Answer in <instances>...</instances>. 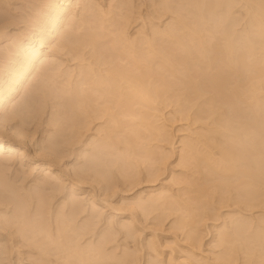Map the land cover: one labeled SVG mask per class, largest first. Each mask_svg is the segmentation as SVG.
Here are the masks:
<instances>
[{
  "label": "rangeland",
  "instance_id": "374dc122",
  "mask_svg": "<svg viewBox=\"0 0 264 264\" xmlns=\"http://www.w3.org/2000/svg\"><path fill=\"white\" fill-rule=\"evenodd\" d=\"M78 1L74 18L61 21L49 38V8L61 0H0V87L23 66L27 44H36L40 32L49 38L41 64L0 109L1 119L15 112L5 124H22L28 153L21 161L0 153V179L10 190L0 193V264H264V41L255 37L251 12L264 0H225L228 8L212 0L205 7L198 0ZM195 3L200 21L192 13ZM176 18L196 29L210 56L213 45L223 50L222 28L236 54L246 52L243 34L261 40L249 62L262 73L251 67L215 87L210 78L218 68L210 69L190 41L194 59L173 71L154 58L132 65L121 55L117 39L133 40L143 52L151 31ZM155 41L170 57L166 42ZM16 44L23 46L20 55ZM107 69L141 81L153 99L128 90L131 97L121 96L122 89L92 91ZM189 81L199 86L198 96L184 84ZM82 95L88 100L83 114ZM225 152L239 159L230 162Z\"/></svg>",
  "mask_w": 264,
  "mask_h": 264
},
{
  "label": "bare ground",
  "instance_id": "6f19581e",
  "mask_svg": "<svg viewBox=\"0 0 264 264\" xmlns=\"http://www.w3.org/2000/svg\"><path fill=\"white\" fill-rule=\"evenodd\" d=\"M74 1H76V0H61V3L60 4H53L49 9H50V11H49V18H50V20H49V24H50V26H49V29H51V31H50V33H48L49 34V38H50V36H52V35H54L57 31H58V25H59V23H61V21L63 22V20H67V19H70V20H72L74 17H73V14H72V11L75 9V7H77L76 6V3L74 2ZM78 1V0H77ZM82 1V0H81ZM87 1V0H86ZM110 1V0H109ZM199 1V3H204V7L206 6L205 4L208 2L207 0L205 1V0H198ZM230 1V0H229ZM255 1V0H254ZM78 2H80V1H78ZM92 2V1H91ZM117 2V1H116ZM212 2H213V5L214 6H218L219 4H225V0L223 1V0H212ZM257 2H260V1H258L257 0ZM264 2V1H263ZM90 2H88V4H89ZM188 3H189V1H188ZM191 3V2H190ZM196 3H197V1H196ZM193 4L192 5V13H193V16H194V19L196 20V21H200L201 20V18H202V16H203V14H200V8L199 7H197V4ZM256 3V2H255ZM260 3H262V2H260ZM260 3H258L257 4V7L255 6V10L253 11H251V12H253L252 14H254V23H255V25L257 26V32H255L256 33V35H255V37L257 38V39H261L262 41H264V6L262 5V4H264V3H262V4H260ZM46 4V3H45ZM87 4V5H88ZM109 4V3H108ZM124 4V3H123ZM122 4V5H123ZM217 4V5H216ZM226 4L228 5V2H226ZM226 4H225V6H226ZM78 5V4H77ZM118 5V4H117ZM121 5V4H120ZM163 5H165V6H163V7H165L164 9L166 10V8H167V6H166V4H163ZM222 5V6H223ZM231 5V4H230ZM85 6V5H84ZM95 6V5H94ZM97 6V5H96ZM99 6V5H98ZM199 6V5H198ZM200 6H201V4H200ZM213 6V7H214ZM212 7V6H211ZM220 6H218V8H219ZM227 7V6H226ZM226 7L224 8L225 10H226ZM100 8V7H99ZM191 8V7H190ZM223 8V7H222ZM228 8V7H227ZM89 9V8H88ZM223 9V10H224ZM95 10V9H94ZM202 10V9H201ZM207 10V9H206ZM212 10H214L213 8H212ZM217 10V9H216ZM221 10V9H220ZM84 11V10H83ZM90 11V10H89ZM104 11V10H103ZM190 11H191V9H190ZM205 11V10H204ZM208 12H209V14H210V11L211 10H207ZM87 12V11H86ZM92 12V11H91ZM98 12V11H97ZM110 12V11H109ZM213 11H211V14H213L212 13ZM215 12V11H214ZM222 12V11H221ZM225 12V11H224ZM250 12V13H251ZM88 13V12H87ZM99 13V12H98ZM100 13H102V11L100 12ZM99 13V14H100ZM108 13V12H107ZM111 13V12H110ZM76 14V13H75ZM89 14V13H88ZM206 14H207V12H206ZM208 14V15H209ZM223 14V13H222ZM77 15H79V14H77ZM91 15H95V14H91ZM102 15V14H101ZM107 15V14H106ZM217 15V14H216ZM215 15V16H216ZM220 15V14H219ZM218 15V16H219ZM192 16V15H191ZM211 16V15H210ZM98 17H100L99 15H98ZM97 17V18H98ZM180 17V16H179ZM221 17V16H220ZM82 18H83V14H82ZM90 18V17H89ZM95 18V17H94ZM97 18H95L96 20H97ZM101 18H103V17H101ZM101 18L100 19H98L99 21L101 20ZM107 18V17H106ZM252 18V19H253ZM84 19V18H83ZM91 19H92V17H91ZM95 19H93V20H95ZM77 20V19H76ZM93 20H91V21H93ZM95 20V21H96ZM222 20H224V18L222 19ZM86 21V20H85ZM103 21V20H102ZM79 22V21H78ZM84 22V21H83ZM87 22H89L88 20H87ZM87 22H85V23H87ZM101 22V21H100ZM119 22V21H118ZM174 23L173 24H171V22H170V25L168 26V25H166L165 27V29L163 28L162 29V31L160 30V31H158V30H153V31H151L152 32V34H151V37H154L153 35H157V37L154 39V38H151L150 36H149V39H147L146 40V42L144 43V44H146V46L144 47V49L143 50H145V51H143L142 52V48H140L141 49V51H139L140 49L138 48V45H137V43L135 44L134 43V41L133 40H131V41H129V39L127 40L126 39V42L125 41H122V39L121 38H119V39H121L120 41H119V39H117V43H119V42H121V44H120V48H119V50H120V52H121V55H125V57L126 58H129L128 60H127V62L128 63H131L132 65H138L139 63H140V61H144V62H146L148 59H152L153 60V58L154 59H157L156 61H158V63L160 64V66H161V68L162 67H164V70L166 69V71H168L169 70V68L171 67H174L173 65H175L176 63H187L189 60H191V59H194L193 57H192V55H191V53H190V51L188 50V46H187V41H190L191 43H192V46L199 52V54L201 55V58L202 59H204L205 61H207V63L208 64H210L211 65V67H209L210 69L212 68V66H213V68H218V70L214 73V74H212V77L210 78V81L214 84V86L216 87V85L218 84L217 82L219 81V79L220 78H223V77H239V76H242L246 71H249V68H251L252 67V69L255 71V73L256 74H259V73H262V68H261V66L259 65H256V64H250V62L249 61H251L252 63H254L252 60H251V58L254 56L255 57V55H254V49H255V47H254V44H259L260 43V41H258L257 39H251V37L250 38H248L247 37V35H245V34H243L244 35V38H242V41H243V43H244V45H245V48H246V52H244V54H236L235 53V50H236V46H235V42L231 39V36H230V34H228V32H227V28H226V30L224 29V28H222V30L220 31V32H222V34L224 35L223 37H224V39L226 40L225 41V44H224V46H223V50H219L218 48H217V46L216 45H213L214 46V51H213V54L210 56L209 55V53L208 54H203L204 53V43L205 42H203L202 41V39L200 38V36H198L199 35V33L197 34V31H196V29L195 28H189V26H188V24L187 23H185L184 21H183V18H179V19H175V21H173ZM251 22H253V20H251ZM94 23V22H93ZM116 23V22H115ZM88 24V23H87ZM87 24H85V26L87 25ZM117 24H119V23H117ZM255 26V27H256ZM91 27V26H90ZM77 28V27H76ZM75 28V29H76ZM37 29V28H36ZM85 29V28H84ZM157 29V28H156ZM38 30V29H37ZM152 30V29H151ZM86 30H84V32H85ZM121 32H122V30H121ZM43 33V32H42ZM59 33V32H58ZM88 34V32H86V36H88L87 35ZM44 35V34H43ZM81 35V34H80ZM86 36L84 35V37L86 38ZM91 36H92V33H91ZM88 37V38H92V37ZM45 37V38H44ZM44 37L42 36V34H41V32H40V34H38V35H36L35 36V38L37 39V43L36 42H34V43H36V44H34V45H32L33 44V42H30V43H28L27 44V49H26V51H24L23 50V53L24 52H26L25 53V56H24V59H23V61H24V63H22L23 64V66L22 67H20V68H18L17 70H13L12 72H11V74L12 75H10L11 77H12V81H10L11 80V78H10V83H5V85L4 84H2V86L0 87V109L1 108H4L3 106H4V104L7 102V100H8V98L13 94H15L16 92H17V90H18V88L21 86V83H22V80L24 79V80H27V78L29 77V75H31L30 73H32L33 72V70H34V68L36 67V63H40V62H38V60H40V58L41 57H43V56H45V54L43 53V50H42V48L46 45V43H47V40L49 39L48 38V36H46V34L44 35ZM79 37H81L82 38V36H79ZM94 38H96V36H93ZM98 37V36H97ZM122 37V36H121ZM242 37V36H241ZM247 37V38H246ZM81 38H79V39H81ZM93 38V40H95ZM151 38V39H150ZM33 39V38H32ZM78 39V38H77ZM76 39V40H77ZM97 39V38H96ZM65 40V39H64ZM88 40V39H87ZM155 40H161V41H159V42H162V43H164V42H166V44L168 45V48H169V51H172L171 52V55H170V57H168V56H166V55H163V54H160V50H158L157 48H159V47H157L158 45L156 44V42L157 41H155ZM15 41V40H14ZM34 41V40H33ZM84 41V40H83ZM89 41H91V40H89ZM116 41V40H115ZM133 41V42H132ZM78 43H79V41H77ZM18 43V42H17ZM20 43V42H19ZM93 43V42H92ZM92 43H91V45H92ZM114 43V42H113ZM61 44V43H60ZM59 44V45H60ZM115 44V43H114ZM155 44H156V46H155ZM261 44V43H260ZM263 45V44H262ZM262 45H260V47L262 46ZM15 46V45H14ZM113 46V45H112ZM22 45H17L16 44V53H19V55H20V53H22ZM48 47H51V46H48ZM63 47V46H62ZM259 47V48H260ZM113 48V47H112ZM68 49V48H67ZM98 53V52H97ZM182 53H185V55H183ZM15 54V53H14ZM96 55V58H97V60H99V58L101 57L99 54H95ZM23 56V55H22ZM50 57V56H49ZM253 57V58H254ZM249 58H250V60H249ZM47 59V58H46ZM152 60H150V61H152ZM41 61H42V59H41ZM149 61V62H150ZM257 61V60H256ZM263 60H261V62H262ZM53 62V61H52ZM141 62V63H142ZM143 62V64H147L148 65V61H147V63H144ZM203 62V61H202ZM264 62V61H263ZM45 64L47 63V62H44ZM43 63V64H44ZM106 63H111V62H106ZM140 63V64H141ZM17 64H19V63H17ZM41 64V63H40ZM42 64V65H43ZM44 64V65H45ZM51 64V63H50ZM112 64V63H111ZM38 65V64H37ZM20 66V65H19ZM40 66V65H39ZM47 66V65H46ZM223 66V68H225L224 70H226V73H223V72H225V71H223L222 72V69H221V67ZM137 67V66H136ZM170 68V70H172ZM36 69V68H35ZM45 69V68H44ZM168 69V70H167ZM12 70V69H11ZM41 71V70H40ZM173 71V70H172ZM47 72V71H46ZM92 72V71H91ZM9 73V72H8ZM45 73V72H44ZM43 73V74H44ZM89 73V72H88ZM125 72H120V71H116V70H109V69H107V73L106 74H103V76H100V79L99 80H95L94 78V80H93V82H92V80H89V82L91 81L92 82V91H101V90H105V92H107V91H109L110 90V92L112 91V93L114 92V93H116V94H120V89H122V92H123V90H124V93L121 95V96H125V92H126V90H128L127 92L128 93H130V95H132L133 97H135V96H140V98L141 99H143V100H145V101H147V100H149L150 101V99L152 100L153 98L150 96V94L147 92V89H145L144 88V85H143V83L141 82V81H139V80H137V79H135V78H132L131 76H129V74H128V76H126V73L124 74ZM87 74V73H86ZM44 75H46V74H44ZM36 76V75H35ZM7 77H8V74H7ZM92 77V76H91ZM48 78V77H47ZM85 78V77H84ZM32 79V78H31ZM30 79V80H31ZM34 81V80H33ZM91 82L89 83V84H91ZM184 82V81H183ZM31 83V82H30ZM80 83H81V81H80ZM79 83V84H80ZM191 82L189 81V83H184V84H189L188 85V87H190V88H188V89H192V93L194 92V94L196 93L197 94V96H198V93H199V86L197 85V83H191ZM83 86V85H82ZM79 87H80V85H79ZM85 88H88L89 89V87H85ZM31 89V88H30ZM87 89V90H88ZM262 89V88H261ZM29 90V89H28ZM78 90H79V88H78ZM34 91V90H33ZM81 91H84V90H81ZM91 91V92H92ZM254 91H255V89L254 88H251V89H249V93L250 92H252V93H250V95H252L253 96V93H254ZM79 92H80V90H79ZM85 92V91H84ZM104 92V93H105ZM126 92V96L125 97H128L129 95H128V93ZM156 92V91H155ZM231 92L234 94V95H239L235 90H231ZM67 93V92H66ZM69 93V92H68ZM82 93V92H81ZM100 93V92H99ZM98 93V96L99 97H101L100 96V94ZM248 93V94H249ZM78 94V93H77ZM76 94V95H77ZM94 95H95V93H93ZM255 94V93H254ZM34 95V94H33ZM76 95H74L75 97H77ZM97 95V94H96ZM135 95V96H134ZM256 95V94H255ZM87 96V95H86ZM97 96V97H98ZM157 96V95H156ZM94 97H96V96H94ZM96 97V98H97ZM99 97H98V99H97V101L99 100ZM104 97V96H103ZM129 97H131V96H129ZM128 97V98H129ZM133 97H132V100H133ZM11 98V97H10ZM78 98V97H77ZM77 98H76V102H78L79 101V105L81 106H79L81 109H79V110H82V109H85V107L87 106L86 104L88 103L87 101L88 100H86V101H84L83 100V95H82V98H81V96H80V98H81V100H79L78 99V101H77ZM96 98H94L95 100H96ZM102 98V97H101ZM71 101H72V99H70ZM94 100V101H95ZM124 100V99H123ZM125 100H126V98H125ZM11 101V100H10ZM26 101V100H25ZM74 101V100H73ZM72 101V102H73ZM74 101V103H76ZM127 101H130V99H128V100H126V102ZM9 102V101H8ZM7 102V103H8ZM30 102V101H29ZM96 102V101H95ZM126 102H124L123 104H126ZM152 102V101H151ZM11 103V102H10ZM73 104V103H72ZM12 105H16V106H18L17 104H12ZM26 105V104H25ZM28 105V104H27ZM26 105V106H27ZM75 105V104H74ZM86 105V106H85ZM91 105V104H90ZM89 106V105H88ZM10 107H12V106H10ZM30 107V106H29ZM77 107V106H76ZM90 107V106H89ZM88 107V108H89ZM91 107H92V105H91ZM12 108H15V106H13ZM11 108V109H12ZM20 108V107H19ZM25 108V107H24ZM21 109V108H20ZM28 109V107L26 108V110ZM77 109V108H76ZM2 110V109H1ZM17 110V109H16ZM89 110V109H88ZM78 111V110H77ZM76 111V112H77ZM85 111H86V109H85ZM89 111H91V110H89ZM1 112V111H0ZM82 112V114L83 113H85V112H83V110L81 111ZM78 113H79V111H78ZM88 113V112H87ZM7 115V114H6ZM21 115V114H20ZM87 115V114H86ZM15 112L14 113H12L11 115H8V118L7 117H4V119H1L0 118V153L1 152H8L11 156L12 155H15V156H17L19 159H20V161L21 160H23V159H27L28 158V153H27V151H26V145H25V134H23L22 133V131H20L21 129H20V127H21V125H19L20 127H16V126H14V125H12V126H8V122H9V120H12V119H14L15 118ZM142 116V115H141ZM1 117V116H0ZM9 119V120H8ZM16 119V118H15ZM14 119V120H15ZM141 119V118H140ZM143 119V118H142ZM23 120V119H22ZM5 121H8L7 122V124H5ZM13 121V120H12ZM19 121V120H18ZM140 121H142V120H140ZM27 122V121H26ZM25 122V123H26ZM11 123V122H10ZM19 123V122H18ZM14 126V127H13ZM20 129V130H19ZM52 139H54V138H52ZM50 142V141H49ZM48 142V143H49ZM57 143L55 142V145H56ZM50 146V145H49ZM52 148H54L53 146H52ZM41 149V148H40ZM53 149H51V151H52ZM49 151L50 150H48V153H49ZM52 152H54V151H52ZM52 152H50V153H52ZM47 154V153H46ZM224 155H225V157H226V159L228 160V161H232V162H236L239 158L236 156V155H234L233 153H228V152H225L224 153ZM54 156H56V155H54ZM6 157V156H5ZM2 158V157H1ZM12 158V157H11ZM90 158V157H89ZM4 159V158H3ZM56 159V158H55ZM59 159H60V157H59ZM2 160V159H1ZM6 160H7V158H6ZM30 160V159H29ZM61 160V159H60ZM92 160H94V162H96L95 161V159L93 158ZM5 162V161H4ZM92 162V161H91ZM31 163V162H30ZM49 163V162H48ZM98 163V162H97ZM3 164H6V163H3ZM34 164V163H33ZM37 165V164H36ZM43 166H44V164H42ZM41 165V166H42ZM5 166V165H4ZM39 166V165H38ZM97 166V165H96ZM82 167V166H81ZM80 167V168H81ZM94 167H95V165H94ZM44 168V167H43ZM45 168H47L48 170H50V168H51V166L48 164ZM47 169H45V170H47ZM83 169V168H82ZM234 170L233 169V167L232 166H228L227 167V170ZM60 171V170H59ZM58 171V172H59ZM1 172V171H0ZM43 172H45V171H43ZM62 173V172H61ZM3 174V173H2ZM76 174L77 173H75V176H76ZM77 175H79V174H77ZM58 176H60V175H58ZM62 177V176H61ZM1 178H3V177H1ZM10 178V177H9ZM52 178V177H51ZM60 178V177H59ZM80 178V177H79ZM47 179V178H46ZM55 180V179H54ZM53 180V181H54ZM57 180V179H56ZM55 180V181H56ZM6 181V180H5ZM4 181V182H5ZM51 181V180H50ZM74 181V180H73ZM77 181H79V180H77ZM7 182V181H6ZM12 182V181H11ZM48 181H46V183H47ZM14 183V182H13ZM45 184V183H44ZM51 184V183H50ZM80 184V183H79ZM41 186H42V184H41ZM40 186V187H41ZM47 186H48V184H47ZM74 186V185H73ZM39 187V186H38ZM43 187V186H42ZM48 187H50V186H48ZM6 191H10L8 188H6L5 187V184L3 183V181L0 179V193H6ZM29 192V191H28ZM36 193V192H35ZM24 194V193H23ZM37 194V193H36ZM1 195V194H0ZM3 195V194H2ZM2 195H1V200H3L2 199ZM5 195H7V194H5ZM12 196V195H11ZM16 196V195H15ZM27 196V195H26ZM17 198H19V197H17ZM29 198V197H28ZM40 199H41V196H40ZM73 199V198H72ZM32 200V199H31ZM8 201V199L6 200V202ZM11 201V200H10ZM76 201V200H75ZM74 201V202H75ZM153 201V200H152ZM12 202V201H11ZM39 202V201H38ZM13 203V202H12ZM37 203V202H36ZM41 203H42V200H41ZM7 204H10V202L8 203L7 202ZM71 204H73V203H71ZM70 204V205H71ZM2 205V204H1ZM7 206V205H6ZM38 206V205H37ZM36 206V207H37ZM42 206V205H41ZM69 208H70V206H68ZM75 207V206H74ZM35 208V207H34ZM39 208V207H38ZM73 209V208H72ZM27 210V209H26ZM39 210H41V209H39ZM15 211V210H14ZM37 211V209H35V211H33V215H34V212H36ZM72 211V210H71ZM71 211H70V213H71ZM67 212V211H66ZM27 213V212H26ZM69 213V214H70ZM14 214H16V213H14ZM68 214V215H69ZM11 215V214H10ZM37 215V214H36ZM67 215V214H66ZM57 216V215H56ZM60 216V215H59ZM15 217V216H14ZM14 217H13V220L15 221L16 219H14ZM35 217V216H34ZM33 217V218H34ZM38 217H39V215H38ZM42 217V216H41ZM64 217H66V216H64ZM64 217H63V219H64ZM72 217V216H71ZM76 218V217H75ZM8 219V218H7ZM19 219V218H18ZM37 219V218H36ZM59 219V218H58ZM57 219V220H58ZM66 219V218H65ZM68 220L70 219V218H67ZM66 219V220H67ZM23 220V219H22ZM67 220V221H68ZM17 221V220H16ZM25 221V220H24ZM63 221H65V220H63ZM70 221V220H69ZM74 221V220H73ZM9 222V221H8ZM37 222V221H36ZM18 223H19V220H18ZM60 223V222H59ZM65 223V222H64ZM64 223H63V226H64ZM9 224V223H8ZM12 225V224H11ZM15 225V224H14ZM21 225V224H20ZM33 225V224H32ZM39 225V224H38ZM56 225V224H55ZM54 225V226H55ZM58 225V224H57ZM59 225H61V224H59ZM30 226V225H29ZM35 226H37V225H35ZM41 227V226H40ZM59 227H61V226H59ZM58 227V228H59ZM65 227V226H64ZM68 227H70V226H68ZM74 227V226H73ZM19 228V227H18ZM24 228V227H23ZM29 228V227H28ZM38 228V227H37ZM57 228V229H58ZM41 229V228H40ZM63 229H65V228H63ZM31 230V229H30ZM56 230V229H55ZM59 230V229H58ZM58 230H56V231H58ZM18 231V230H17ZM21 231V230H20ZM20 231H18V232H20ZM22 231H23V229H22ZM34 231V230H33ZM32 231V232H33ZM43 231H44V229H43ZM43 231H41V233H43ZM63 230H60L59 232H62ZM66 231V229L64 230V232ZM40 232V231H39ZM48 232V231H47ZM33 233H35V232H33ZM45 233V232H44ZM58 233V232H57ZM24 234V233H23ZM30 234H32V233H30ZM37 234H39V233H37ZM62 234H66V233H62ZM62 234H60V235H62ZM16 235V234H15ZM26 235V234H25ZM43 235V234H42ZM57 235H59V234H57ZM56 235V236H57ZM37 236V235H36ZM65 235H63L62 237H64ZM29 237H32L31 235L29 236ZM28 237V238H29ZM38 237V236H37ZM26 238V237H25ZM64 238H66V236L64 237ZM46 239H48V238H46ZM50 239V238H49ZM55 239V238H54ZM38 240H39V238H38ZM41 240V239H40ZM69 240V239H68ZM31 241V240H30ZM30 241H28V242H30ZM50 241V240H49ZM37 242V241H36ZM70 242V241H69ZM66 247V246H65ZM75 247H76V245H75ZM67 250V249H66ZM72 250V249H71ZM91 250H92V248H91ZM90 250V251H91ZM64 251V250H63ZM73 251V250H72ZM77 251H78V249H77ZM67 252H69V251H67ZM75 252H76V250H75ZM79 252H81L80 250H79ZM66 253V252H65ZM71 253V252H70ZM72 254V253H71ZM78 254V253H77ZM94 254H96V253H94ZM67 255V254H66ZM75 255V254H74ZM79 256V255H78ZM77 257V256H76Z\"/></svg>",
  "mask_w": 264,
  "mask_h": 264
}]
</instances>
